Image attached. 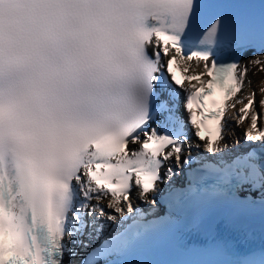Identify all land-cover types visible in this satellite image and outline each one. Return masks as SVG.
Masks as SVG:
<instances>
[{"label": "snow or ice", "instance_id": "1", "mask_svg": "<svg viewBox=\"0 0 264 264\" xmlns=\"http://www.w3.org/2000/svg\"><path fill=\"white\" fill-rule=\"evenodd\" d=\"M249 72L264 0H0V264H264Z\"/></svg>", "mask_w": 264, "mask_h": 264}, {"label": "bare ground", "instance_id": "2", "mask_svg": "<svg viewBox=\"0 0 264 264\" xmlns=\"http://www.w3.org/2000/svg\"><path fill=\"white\" fill-rule=\"evenodd\" d=\"M244 59L247 60L248 57L245 56ZM192 63L195 64V61H193ZM201 64H202V62H201ZM181 67H183V65H181ZM253 71H255V69H253ZM248 78L252 81V86L251 87H247L246 86L244 88V90H243V93L238 95V98H239V96H242V95H245V94L251 92L253 90V88H258L259 85H260V82L264 81V73L256 72V74L253 75L252 72H249L248 73ZM260 98H261L260 94H259V92H257V101H259ZM246 102L247 101L245 100V103ZM241 107H243V104H237L236 108L233 109V114L236 115V120L239 117L238 109L241 108ZM257 110L261 111V112H264V109H260L259 105H257ZM249 123H250V120H245L242 124H239V125L237 124V122L229 121L228 125L230 126V129L236 134V137H228L227 136L228 142L231 144L235 138L239 139L242 142L243 141L245 142V140H244V132H245V129L248 127ZM260 126L264 127V119L260 120Z\"/></svg>", "mask_w": 264, "mask_h": 264}]
</instances>
